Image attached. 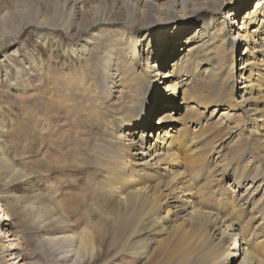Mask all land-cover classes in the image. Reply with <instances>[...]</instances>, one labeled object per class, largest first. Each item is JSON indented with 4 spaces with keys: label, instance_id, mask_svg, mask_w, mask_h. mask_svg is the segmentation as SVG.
<instances>
[{
    "label": "bare ground",
    "instance_id": "6f19581e",
    "mask_svg": "<svg viewBox=\"0 0 264 264\" xmlns=\"http://www.w3.org/2000/svg\"><path fill=\"white\" fill-rule=\"evenodd\" d=\"M68 1L65 0V4ZM77 1L73 0L74 5ZM247 1L94 0L101 12L97 11L90 21L75 20V27L80 28L75 31L78 35L89 33L94 27V35L73 47L79 57L94 68V75L90 73L94 87L88 99L75 102L69 113L77 114L75 125L79 122L96 125L98 139L91 146L88 131L92 127L85 128L87 131L76 126L73 136L59 132L61 142L48 132L44 140L48 141L49 152L41 160H33V171L40 172L43 179H50L54 170L63 171L69 166L81 171L92 167L95 170L88 175L83 190L59 200L53 192L50 202L37 200L40 197L32 201V219L38 230L58 233L38 240L34 249L43 243L48 247V256L58 261L64 258L68 264H81L93 242L115 249L113 256L125 252L138 255L144 260L142 264H264V222L247 212L242 200L231 195L230 189L219 186L222 175L228 178L230 172L195 184L193 179L197 173L190 176L189 171L204 160L208 150L196 156L187 153L195 140L188 125L194 121L200 124L201 113L216 106L226 108L228 115L231 112V124L223 122L225 129H229V133H233L232 129L244 133L242 147L250 138L254 143L250 152L255 155V150H259L264 160V1L241 17L242 25L236 30L233 25L240 16L238 11L244 9ZM79 3L88 8L93 0ZM4 6H0V12ZM86 14L82 12V17ZM28 24L48 26V13ZM69 25L72 27L73 22ZM99 25L106 28L99 29ZM140 26L146 33L143 39L137 33ZM111 30L119 33L111 35L116 41L106 38ZM153 33L160 43H165L164 54L149 61L145 58L148 49L144 51V44L148 47ZM186 34L188 38L184 39ZM5 36L0 35V45L7 44ZM240 41L252 46L244 52L246 55H241L238 66L235 57ZM157 44H152L153 49ZM101 45L104 54L99 56L96 53ZM172 53L174 59L168 63L167 55ZM215 53L221 57L223 68L214 65ZM224 78L229 81L227 89L220 82ZM82 86L80 82L75 88L83 89ZM43 91L46 97L36 93L34 99L35 103L40 98L45 99L43 108L40 112L37 107L30 109L34 117L39 112L36 118L49 116L55 110H51L53 103H59L60 96L53 95L52 87L45 86ZM213 91H217L215 98L204 95ZM180 99L184 101L179 102ZM88 102L93 106L88 107ZM181 107L184 108L182 115L174 116ZM164 109L167 110L156 121L158 113ZM206 129L209 133L216 127ZM208 138L212 141V137ZM33 142L36 143L35 139ZM88 146L87 152L94 154L93 160H88L85 154L81 156V151ZM66 148L71 149V154L65 153ZM240 151L241 148L229 154L230 161L233 162ZM7 162L8 159L2 161V167H6ZM14 165L10 168L16 171ZM252 176L237 175L236 187L241 190L248 181L259 182V187L264 185L263 177L256 181ZM70 182V185L78 184L77 179ZM57 185L52 183V189ZM9 202L0 196V235L14 236L6 242V246L12 247L14 242L21 243L17 233H12L7 227L9 224L4 222L6 219L10 222V211L6 207ZM261 212L264 215V207ZM79 213L88 216V226L79 234L66 233L69 218ZM63 242L69 243L67 247ZM53 247H58V254Z\"/></svg>",
    "mask_w": 264,
    "mask_h": 264
},
{
    "label": "rangeland",
    "instance_id": "374dc122",
    "mask_svg": "<svg viewBox=\"0 0 264 264\" xmlns=\"http://www.w3.org/2000/svg\"><path fill=\"white\" fill-rule=\"evenodd\" d=\"M17 1L18 0H2L0 5H6L0 12L1 16L5 15V17L2 18L3 20L0 19V23H2L0 24V35L6 34L5 37L7 42V44L0 45V166L2 167V161L8 159L6 167H0V196L10 201L6 203V207L9 209L8 211H10V222H8V219L4 222L9 224L7 227L11 228L12 233H17V236L20 237L19 241L21 244L18 245V242H14L12 247L6 246L14 236L4 238L3 235H0V264H68L69 262L63 260L64 258L59 260L60 263L56 258L53 259V256H48V247L46 248L43 243L40 244L38 248L34 249V243H38V240H44L43 237L55 236L58 235V233L42 228L38 230L36 223H34L32 219V215L34 214L32 201L40 197L37 200L43 201L44 203L50 202L49 198L53 192H55L56 198L59 200L70 196L71 192L85 189L87 177L91 172H94L95 169L92 167L89 170L81 171L80 169L70 168L69 166V168L67 167L63 171L54 170L50 176L52 178L43 179L40 172H37V170L36 172L33 171V160H41L49 152L48 141L46 140L45 142L44 140V136L48 132H51L53 138L61 142L62 138L58 139L59 132L72 134L73 136L72 131L76 126H80L84 128V130L92 127V131H88L90 128L87 130L88 136L91 146L96 144L98 139V128L94 129L96 125L91 126L89 123L82 124V122L75 125L77 114H70L71 112L69 110L74 109L73 106L75 102H82V100L84 102V100L88 99V95L91 94L94 87V78L92 74L90 75V73L94 75V68L86 64L85 58L79 57L75 48H73L75 44L84 43L87 36L94 35V27L89 33L78 35L75 31L80 28L75 27L77 26L76 21H90L94 18L97 11H99L98 13L101 12V9L99 4L98 6L94 5V0L92 3L93 5L91 4L92 6L88 8L82 7V4L79 3L80 0H78L75 5L73 0H69L67 2L68 4H65V0H51L52 3H49L51 2L50 0ZM263 1L264 0H248L243 5L244 9L238 11V15L240 16L235 20L233 27L239 30V26L242 25L243 22L241 17L258 6L260 7ZM48 5L49 7H47ZM72 5L73 9H71ZM129 5L131 4L129 3ZM23 7L24 9H22ZM45 9L47 10L45 11ZM39 11L42 12L40 13ZM46 12L48 13V26L36 27L34 24H28L29 26L26 25L27 22L40 19V17L42 19ZM82 12H86L87 16L84 15L82 17ZM8 13L9 16H7ZM33 16L34 18H32ZM234 16H236V14H234ZM80 17L82 18L80 19ZM262 18L263 17H261V19ZM122 21L124 20L122 19ZM71 22H73V26L69 27ZM23 25L26 26L23 27ZM56 26L59 27V29L53 28ZM104 27L106 28L104 25H99V29ZM143 31L145 30L140 26L137 30L140 37L144 35L145 32ZM117 33L116 30H111L106 38L111 39V35ZM155 36V33H153L152 37L149 39L151 43H149L148 47L146 43L144 44V51L148 49V55L146 53L145 58L149 61H152L154 57L164 54L163 46L165 43H160ZM143 38L144 36L140 39ZM187 38L188 36L186 34L184 39ZM147 39L148 38L145 39V42L148 41ZM111 40L116 41L115 38ZM153 43H158V50L157 48L153 49ZM251 46L252 44L248 47L246 42L240 41L236 48L237 56L235 57V63L238 64V66H240L241 55L247 52V50H250ZM86 52L84 54H88ZM103 54L104 49L101 45L96 55L100 56ZM244 54L246 55V53ZM167 58L168 63H171L174 59L173 53L167 55ZM214 65L223 68L221 57L216 53L214 54ZM36 74L37 77L35 78ZM237 77L236 79L239 80L240 77ZM80 82L83 83V89H76V85ZM220 82L225 85L226 89L228 88L229 81H227V79L224 78ZM202 84L203 82L199 83V85ZM33 86L36 88L33 89ZM45 86L52 87L54 96H60L59 103L57 101L53 103L51 110H55L54 112L52 111V114L49 116H39L36 118L40 109L43 108L45 99L40 98V101L37 103H35L34 99L37 98L36 93H40L39 95H43L42 97L47 96L46 92L44 93L43 91ZM226 92L227 91H225V93ZM204 95L215 98L217 96V91L209 92ZM238 100H240V97H238ZM182 101L184 100H179V102ZM87 104L89 105L88 107L93 106L92 102H88ZM181 104L184 105V103ZM31 107H37L36 110L39 108V112L36 113L35 117L31 115L33 114L32 111H30ZM166 110L167 109L161 110L160 113H158L156 121H158L159 116ZM183 112L184 108L181 107L178 112L176 111L174 116L180 117ZM201 114H203V118L200 120V124L194 121L188 125L191 136L193 135L195 140L191 145V151L188 150L187 153L190 156L205 153L206 150H208V153L202 162L192 166L193 170L190 169L189 175L194 176L195 173H197V175L194 176L193 182L195 184H202V182H206L212 176L230 172L228 178L222 175V181L219 183L220 188L225 187L230 189L231 195H235L242 200L241 204L246 208V211L254 213L259 221L263 223L264 215H262L261 209L264 207V185L259 187V182L255 184V181L253 183L248 181L249 183H245V187L241 190L235 185V179L237 175L240 176L241 173L246 175L249 174L250 177L253 175L252 177L256 179V181H259L261 177L264 178V160L262 161V156L258 153L259 150H255V155H253L250 151L254 148V143L249 141L250 138L248 139V144L242 147L244 133L239 134L240 131H235V129H232L233 133H229V129H225L223 122L231 124V112L228 115L226 108L214 106ZM205 116H207L208 119H206ZM186 121H188V119H186ZM207 121L209 124H206ZM151 122L152 120H150L149 123ZM206 125L209 128L215 126L216 129H212L208 133ZM156 131L157 130L153 133ZM208 137H212V141H209ZM34 139L36 141L35 144L33 142ZM143 140L146 146L148 136H144ZM88 147L82 150V154H80L81 156L85 154L84 157L88 160H93L94 154L87 152V150L90 149V146ZM240 148L241 154L239 153L238 157L235 158L233 162L230 161L229 154L240 150ZM247 148L250 150H246ZM51 149H54V146ZM69 150L71 149L66 148L65 153L71 154ZM10 162L13 163L10 165ZM12 165L15 166L14 169L16 171L10 168ZM250 166L253 168L249 169ZM230 168H236V170H231ZM249 170L253 172H249ZM72 179H77L78 184L70 185L69 183H71L70 181ZM64 182L66 183L64 184ZM52 183H57V188L62 186L58 193H56V187L52 189ZM237 203H239L238 200ZM13 204L15 206H13ZM38 204L41 203L38 202ZM90 205L92 204H89V206ZM88 220L86 214L79 213L75 216L73 215L69 218V226L68 230L66 229V233L79 234L88 226ZM68 244L67 242H63V245L66 247ZM52 250L56 252L55 254H58V247H53ZM115 251V249H108L106 244L102 247L101 243L94 244L93 242L89 250L84 253L85 259H82L81 264L144 263V260L139 258L138 255L133 256L127 252L113 256ZM91 252H93L92 255ZM12 253H14V255H12Z\"/></svg>",
    "mask_w": 264,
    "mask_h": 264
}]
</instances>
